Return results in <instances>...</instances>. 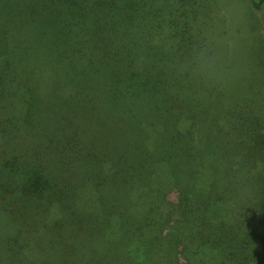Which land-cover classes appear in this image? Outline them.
I'll list each match as a JSON object with an SVG mask.
<instances>
[{"label":"trees","instance_id":"trees-1","mask_svg":"<svg viewBox=\"0 0 264 264\" xmlns=\"http://www.w3.org/2000/svg\"><path fill=\"white\" fill-rule=\"evenodd\" d=\"M211 10L0 0V264H264V153Z\"/></svg>","mask_w":264,"mask_h":264},{"label":"rangeland","instance_id":"rangeland-1","mask_svg":"<svg viewBox=\"0 0 264 264\" xmlns=\"http://www.w3.org/2000/svg\"><path fill=\"white\" fill-rule=\"evenodd\" d=\"M212 1L214 10L210 11L208 17L214 20V44H211V47L221 60L222 65L220 64L218 69L227 88V96L230 97L235 88V94L240 101L237 103L240 115L245 120L253 119L257 126L256 129L251 128L247 133L241 132L240 144L246 147L250 139L254 142L260 141L257 146L264 153V22L261 20L263 10L252 11L248 0ZM233 67L239 72L238 76H235ZM248 83L251 85L250 90L245 89ZM259 84L263 88L257 90ZM218 89L229 102L223 88L217 84L216 92ZM262 104L263 112L255 116L252 108ZM262 170H264V164ZM263 175L264 172L259 176L261 194L264 191ZM173 197L174 195L169 199L173 200Z\"/></svg>","mask_w":264,"mask_h":264}]
</instances>
